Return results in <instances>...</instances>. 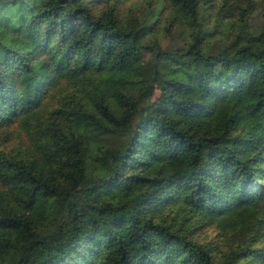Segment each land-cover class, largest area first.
<instances>
[{"label":"trees","instance_id":"trees-1","mask_svg":"<svg viewBox=\"0 0 264 264\" xmlns=\"http://www.w3.org/2000/svg\"><path fill=\"white\" fill-rule=\"evenodd\" d=\"M145 1L0 0V264H264V0Z\"/></svg>","mask_w":264,"mask_h":264},{"label":"rangeland","instance_id":"rangeland-1","mask_svg":"<svg viewBox=\"0 0 264 264\" xmlns=\"http://www.w3.org/2000/svg\"><path fill=\"white\" fill-rule=\"evenodd\" d=\"M121 8L128 12L129 9H134L138 5H143L146 3L145 0H122ZM205 19H203L204 27H208L207 24L209 23V9H205L204 11ZM230 17L232 21L226 22L224 20L221 22L224 32L222 34H217L212 42V46H216L218 48H212V50H219V46H230L234 44H253L256 47H264V38L259 37V34L261 32L260 26L262 22V16L261 14H256L255 16L245 19L243 21V18L241 17L240 13L237 9H232L230 11ZM217 15L214 13L212 14V21L215 23L211 25L210 31L212 32L216 28V22H219L217 19ZM186 24H179L177 27H175L171 34L166 36L165 43L166 46H174V45H185L191 47L194 39L197 35V32L199 31L201 27V21L197 19V17L193 14L192 11H188L185 15ZM207 23V24H206ZM211 50V49H210ZM106 85V79L103 77H95L92 79L91 87L88 92L89 97L91 99L96 98L98 93L101 91V89ZM162 91L160 89V86L156 83V81L153 82V88L151 91V96L146 99V101L142 102L140 104L141 111L149 109L156 101V99L161 96ZM141 111H137L135 114L136 118L134 117L135 123H137L141 118ZM15 132V130H14ZM17 133V132H15ZM17 140L12 142L11 144L3 145V148L7 151H12L17 145ZM101 170V169H100ZM100 172V171H99ZM105 173V172H104ZM109 174V173H105ZM101 179V186L104 185L107 178H104L102 174ZM71 202L68 199H61L60 205L63 207L70 206ZM197 236H199L200 239H206L211 241L217 240V233L216 230L213 228H208L205 231H202L201 233H198Z\"/></svg>","mask_w":264,"mask_h":264}]
</instances>
